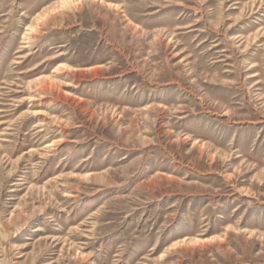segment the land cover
Segmentation results:
<instances>
[{
	"label": "rangeland",
	"instance_id": "1",
	"mask_svg": "<svg viewBox=\"0 0 264 264\" xmlns=\"http://www.w3.org/2000/svg\"><path fill=\"white\" fill-rule=\"evenodd\" d=\"M0 264H264V0H0Z\"/></svg>",
	"mask_w": 264,
	"mask_h": 264
},
{
	"label": "bare ground",
	"instance_id": "2",
	"mask_svg": "<svg viewBox=\"0 0 264 264\" xmlns=\"http://www.w3.org/2000/svg\"><path fill=\"white\" fill-rule=\"evenodd\" d=\"M39 112V111H38ZM49 146V144L48 145H45L44 147H48Z\"/></svg>",
	"mask_w": 264,
	"mask_h": 264
}]
</instances>
